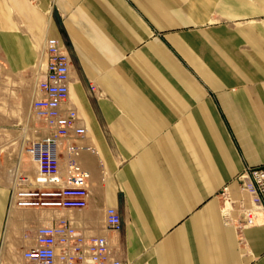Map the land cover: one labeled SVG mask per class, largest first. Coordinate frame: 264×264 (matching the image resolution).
Segmentation results:
<instances>
[{"label":"crops","instance_id":"1","mask_svg":"<svg viewBox=\"0 0 264 264\" xmlns=\"http://www.w3.org/2000/svg\"><path fill=\"white\" fill-rule=\"evenodd\" d=\"M49 38L70 56L87 128L62 148V178L84 173L88 204L19 208L0 184V264H36L21 253L60 221L107 236L121 264H264V224L244 225L236 180L264 165V0H0L10 69Z\"/></svg>","mask_w":264,"mask_h":264},{"label":"built area","instance_id":"2","mask_svg":"<svg viewBox=\"0 0 264 264\" xmlns=\"http://www.w3.org/2000/svg\"><path fill=\"white\" fill-rule=\"evenodd\" d=\"M45 64L36 83V96L31 108L42 121L45 134L32 142L26 152L35 164V173L24 171L12 188L13 204L19 208L53 207L83 208L88 204L89 190L84 173L69 167L62 178L61 152H75L72 136L87 135L79 112L71 103V60L66 47L56 38L43 46ZM0 62V78L3 73ZM91 93L97 88L90 85ZM241 189L251 197V205L243 208L244 225L264 224V165L246 167L236 176ZM228 201L227 187L221 193ZM106 229L113 233L122 230V220L114 207L106 209ZM35 245L21 255L36 264H121L107 236H84L65 221L42 225L36 230Z\"/></svg>","mask_w":264,"mask_h":264},{"label":"rangeland","instance_id":"3","mask_svg":"<svg viewBox=\"0 0 264 264\" xmlns=\"http://www.w3.org/2000/svg\"><path fill=\"white\" fill-rule=\"evenodd\" d=\"M35 53L34 62L20 71L10 69L0 57L5 63L0 79V184L14 186L24 171L35 170L26 149L45 134L42 121L31 108L45 64L42 45H35Z\"/></svg>","mask_w":264,"mask_h":264},{"label":"bare ground","instance_id":"4","mask_svg":"<svg viewBox=\"0 0 264 264\" xmlns=\"http://www.w3.org/2000/svg\"><path fill=\"white\" fill-rule=\"evenodd\" d=\"M2 76H3V74H2ZM1 79V78H0ZM22 165V164H21ZM32 173L34 174L35 173V170L34 171H32Z\"/></svg>","mask_w":264,"mask_h":264}]
</instances>
